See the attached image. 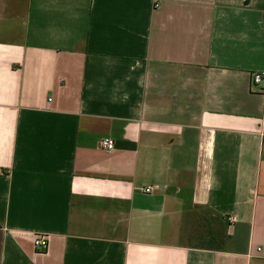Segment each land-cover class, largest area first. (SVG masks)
Segmentation results:
<instances>
[{
    "label": "crops",
    "instance_id": "1",
    "mask_svg": "<svg viewBox=\"0 0 264 264\" xmlns=\"http://www.w3.org/2000/svg\"><path fill=\"white\" fill-rule=\"evenodd\" d=\"M261 72L264 0H0V264H264Z\"/></svg>",
    "mask_w": 264,
    "mask_h": 264
},
{
    "label": "rangeland",
    "instance_id": "2",
    "mask_svg": "<svg viewBox=\"0 0 264 264\" xmlns=\"http://www.w3.org/2000/svg\"><path fill=\"white\" fill-rule=\"evenodd\" d=\"M221 231L225 230V224L221 223V220L208 211H201L195 216L194 225L191 235V244L195 245H207L210 246V237H213V245L215 248H220V242L217 243L216 234L218 237L221 235ZM220 241V238L218 239Z\"/></svg>",
    "mask_w": 264,
    "mask_h": 264
},
{
    "label": "built area",
    "instance_id": "3",
    "mask_svg": "<svg viewBox=\"0 0 264 264\" xmlns=\"http://www.w3.org/2000/svg\"><path fill=\"white\" fill-rule=\"evenodd\" d=\"M252 82L255 86H262L264 88V72L254 73L252 75ZM100 147L106 151H113L115 149V142L112 139H103L100 142ZM263 153H264V145H263ZM158 186L147 187L144 189L145 194H153L156 190H158ZM232 222H235V218H231ZM34 248L39 252H45L49 247L48 237L44 234L36 235L34 239Z\"/></svg>",
    "mask_w": 264,
    "mask_h": 264
},
{
    "label": "trees",
    "instance_id": "4",
    "mask_svg": "<svg viewBox=\"0 0 264 264\" xmlns=\"http://www.w3.org/2000/svg\"><path fill=\"white\" fill-rule=\"evenodd\" d=\"M210 213V212H209ZM227 235H226V231H221V235H220V237H218L217 236V234H216V240H217V243H219L220 242V244H221V247L223 246V243H224V241L227 239ZM220 238V241L218 240ZM210 242H211V244H210V246H205V245H203V246H205V247H207V248H215L214 246H212L213 245V242H214V240H213V237H212V235H211V237H210Z\"/></svg>",
    "mask_w": 264,
    "mask_h": 264
}]
</instances>
